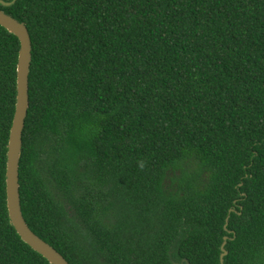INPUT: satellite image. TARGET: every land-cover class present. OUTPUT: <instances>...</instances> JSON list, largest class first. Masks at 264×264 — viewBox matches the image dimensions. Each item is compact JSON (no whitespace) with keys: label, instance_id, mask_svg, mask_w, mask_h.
Segmentation results:
<instances>
[{"label":"trees","instance_id":"1","mask_svg":"<svg viewBox=\"0 0 264 264\" xmlns=\"http://www.w3.org/2000/svg\"><path fill=\"white\" fill-rule=\"evenodd\" d=\"M32 41L20 195L70 264H264V0H16ZM19 39L0 26V264ZM227 224V229L225 225Z\"/></svg>","mask_w":264,"mask_h":264},{"label":"water","instance_id":"2","mask_svg":"<svg viewBox=\"0 0 264 264\" xmlns=\"http://www.w3.org/2000/svg\"><path fill=\"white\" fill-rule=\"evenodd\" d=\"M15 2L16 0H0V5L9 7ZM0 26L15 35L21 45L17 67L16 111L10 130L7 153L6 189L10 222L23 242L44 257L50 264H70L53 246L30 229L23 216L20 195V161L23 148V132L30 107L29 76L32 63V41L26 24L19 22L2 10H0ZM225 228L227 229V224ZM228 240L229 237H224L221 246V264H225L224 258L228 255L225 248ZM172 264L190 263L184 259L181 262L172 261Z\"/></svg>","mask_w":264,"mask_h":264}]
</instances>
